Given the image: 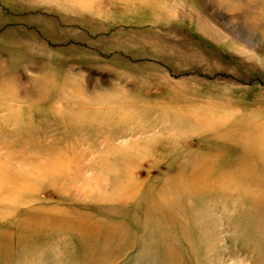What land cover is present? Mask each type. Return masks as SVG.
Wrapping results in <instances>:
<instances>
[{
    "label": "rangeland",
    "instance_id": "obj_1",
    "mask_svg": "<svg viewBox=\"0 0 264 264\" xmlns=\"http://www.w3.org/2000/svg\"><path fill=\"white\" fill-rule=\"evenodd\" d=\"M0 264H264V0H0Z\"/></svg>",
    "mask_w": 264,
    "mask_h": 264
}]
</instances>
